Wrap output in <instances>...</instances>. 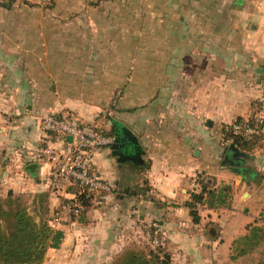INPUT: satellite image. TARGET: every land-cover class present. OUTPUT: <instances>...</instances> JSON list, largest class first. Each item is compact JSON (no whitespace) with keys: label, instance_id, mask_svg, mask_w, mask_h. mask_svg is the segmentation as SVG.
<instances>
[{"label":"crops","instance_id":"1","mask_svg":"<svg viewBox=\"0 0 264 264\" xmlns=\"http://www.w3.org/2000/svg\"><path fill=\"white\" fill-rule=\"evenodd\" d=\"M49 3L41 9L53 10L59 32L42 33L39 50L0 48V200L20 197L63 231L44 264H110L125 248L154 246V222L172 264H264L260 247L233 258L237 239L264 228V136L232 164L223 132L264 107V0ZM55 37L64 43L45 48ZM51 114L108 132L118 122L139 143L136 160L114 144L96 154L115 191L80 217L64 213L65 195L48 187L44 153L62 146L42 128ZM202 179L229 185L230 203L198 205L195 222L187 202Z\"/></svg>","mask_w":264,"mask_h":264},{"label":"trees","instance_id":"2","mask_svg":"<svg viewBox=\"0 0 264 264\" xmlns=\"http://www.w3.org/2000/svg\"><path fill=\"white\" fill-rule=\"evenodd\" d=\"M14 1L3 0V2H0V5L10 9ZM257 106L260 109L262 104L258 103ZM106 118L109 119V117ZM246 122L260 127L261 130L264 129V121L259 124L255 117L249 120L238 118L223 129L225 141H230L242 154L254 149L262 136H264V132H260L250 139H245L236 134L233 124H243ZM92 125L106 134L117 135L116 129L118 124L116 122L113 124L110 132L106 131L99 123H93ZM201 185V192H193L191 201L187 202V206L190 208V213L195 222L199 221L200 218L198 205L219 208L228 206L230 203L229 185H223L218 189L211 188L205 179L201 180ZM148 188L149 186L145 184L142 189L146 191ZM80 199L84 204V209L80 214L72 216L73 218L80 217L88 210L92 203V194H83L80 196ZM249 230V234L241 236L235 241L233 251L235 254H233V258L245 255L248 251L256 249V247H264V228L252 226ZM63 239L64 233L62 230L52 226L48 218L40 217L37 220L20 197L9 194V197L0 200V264H44L48 250L59 248ZM262 253H264V248ZM110 264L172 263L169 252L159 244L156 248L149 251L140 247L125 248Z\"/></svg>","mask_w":264,"mask_h":264},{"label":"built area","instance_id":"3","mask_svg":"<svg viewBox=\"0 0 264 264\" xmlns=\"http://www.w3.org/2000/svg\"><path fill=\"white\" fill-rule=\"evenodd\" d=\"M120 91L116 96H120ZM117 99L112 103L115 106ZM261 124L264 121V107L256 118ZM42 128L46 132L57 133L62 137V146L47 150L44 154L51 163L48 179L49 190L56 194H63L61 210L68 216L80 214L84 204L80 199L83 194H92V205L102 207L108 195L115 190L114 186L100 174L95 162L97 153L114 144L116 137L99 131L96 126L81 121L76 115L51 114L42 121ZM236 134L250 139L262 130L250 123L233 124ZM60 137V138H61ZM138 217V211L134 210ZM155 244L159 243V223L151 224Z\"/></svg>","mask_w":264,"mask_h":264},{"label":"rangeland","instance_id":"4","mask_svg":"<svg viewBox=\"0 0 264 264\" xmlns=\"http://www.w3.org/2000/svg\"><path fill=\"white\" fill-rule=\"evenodd\" d=\"M0 2H3V0H0ZM42 2H47L48 5L51 0H15L10 9L0 5V48L5 47L8 50H15L21 43L23 47L26 46V49L39 50L37 44L41 41L40 35L42 33L49 36L59 32L60 26L53 24L54 21L52 20L55 13L50 8L41 9ZM62 43L64 42L58 41L56 37L53 40L49 38L45 48H51L50 45L54 48ZM236 215L239 214L233 211L230 213L231 217ZM150 238L155 243L152 234ZM153 245L144 247V249L149 251L156 248L159 243ZM263 248L261 246L257 251L261 253ZM256 256L259 257L258 254Z\"/></svg>","mask_w":264,"mask_h":264},{"label":"water","instance_id":"5","mask_svg":"<svg viewBox=\"0 0 264 264\" xmlns=\"http://www.w3.org/2000/svg\"><path fill=\"white\" fill-rule=\"evenodd\" d=\"M116 123L118 124L116 129L117 135L113 147L116 149L122 148L126 151L129 150L136 152V156L130 157L131 159L136 160V157L139 156L138 153L140 152L137 137L131 132L129 128L121 125L118 122ZM230 149L232 150V153L227 157L228 161H230L232 164H240V162L244 160L243 154L233 144H231ZM37 167L38 165L36 163H32L28 165L27 169L34 173Z\"/></svg>","mask_w":264,"mask_h":264}]
</instances>
